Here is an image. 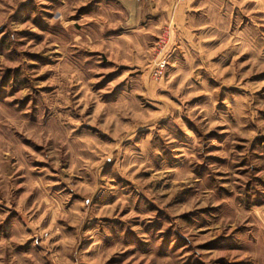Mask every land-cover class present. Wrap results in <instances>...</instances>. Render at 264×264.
<instances>
[{
	"label": "rangeland",
	"instance_id": "rangeland-1",
	"mask_svg": "<svg viewBox=\"0 0 264 264\" xmlns=\"http://www.w3.org/2000/svg\"><path fill=\"white\" fill-rule=\"evenodd\" d=\"M157 1L0 0V264H264V0Z\"/></svg>",
	"mask_w": 264,
	"mask_h": 264
},
{
	"label": "built area",
	"instance_id": "built-area-1",
	"mask_svg": "<svg viewBox=\"0 0 264 264\" xmlns=\"http://www.w3.org/2000/svg\"><path fill=\"white\" fill-rule=\"evenodd\" d=\"M179 2L185 1V0H178ZM169 33L166 30H163L161 35L159 36L157 43H156V49H157V56L153 71H152V78L155 80H159L163 73L167 62V47L169 45Z\"/></svg>",
	"mask_w": 264,
	"mask_h": 264
},
{
	"label": "crops",
	"instance_id": "crops-1",
	"mask_svg": "<svg viewBox=\"0 0 264 264\" xmlns=\"http://www.w3.org/2000/svg\"><path fill=\"white\" fill-rule=\"evenodd\" d=\"M173 2H174V0H169V2H167V0L166 1H161V0H158L157 1V6H159L162 10H164V11H166V12H170L171 10H172V5H173ZM183 2V1H182ZM174 12V11H173ZM175 12H176V14L177 13H180L181 12V10H178V9H176L175 10Z\"/></svg>",
	"mask_w": 264,
	"mask_h": 264
}]
</instances>
